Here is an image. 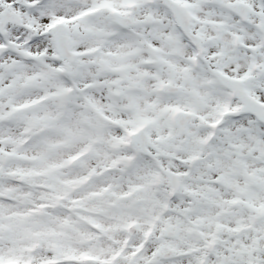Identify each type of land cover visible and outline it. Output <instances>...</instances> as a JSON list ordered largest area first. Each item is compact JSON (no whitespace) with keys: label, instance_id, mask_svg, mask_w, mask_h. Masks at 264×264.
<instances>
[{"label":"snow or ice","instance_id":"1","mask_svg":"<svg viewBox=\"0 0 264 264\" xmlns=\"http://www.w3.org/2000/svg\"><path fill=\"white\" fill-rule=\"evenodd\" d=\"M0 264H264V0H0Z\"/></svg>","mask_w":264,"mask_h":264}]
</instances>
